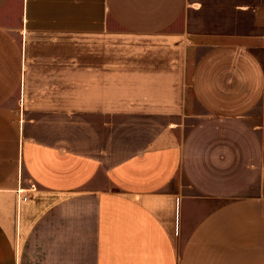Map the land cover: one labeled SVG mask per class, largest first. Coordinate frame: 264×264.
Listing matches in <instances>:
<instances>
[{"label": "crops", "instance_id": "0c3cea01", "mask_svg": "<svg viewBox=\"0 0 264 264\" xmlns=\"http://www.w3.org/2000/svg\"><path fill=\"white\" fill-rule=\"evenodd\" d=\"M189 2L0 0V264H264V0Z\"/></svg>", "mask_w": 264, "mask_h": 264}, {"label": "rangeland", "instance_id": "374dc122", "mask_svg": "<svg viewBox=\"0 0 264 264\" xmlns=\"http://www.w3.org/2000/svg\"><path fill=\"white\" fill-rule=\"evenodd\" d=\"M240 2L241 0H190L183 24L186 25L192 43L195 38H203L204 35L234 30L241 17L240 11L234 7ZM123 39L120 36L112 39L106 37L107 42Z\"/></svg>", "mask_w": 264, "mask_h": 264}, {"label": "built area", "instance_id": "2783aa9c", "mask_svg": "<svg viewBox=\"0 0 264 264\" xmlns=\"http://www.w3.org/2000/svg\"><path fill=\"white\" fill-rule=\"evenodd\" d=\"M18 194H19L20 201L27 200L28 197L25 195H22V189L21 188L18 189Z\"/></svg>", "mask_w": 264, "mask_h": 264}]
</instances>
